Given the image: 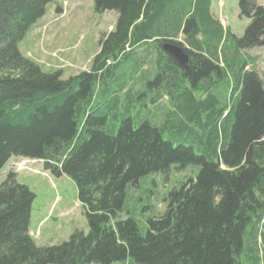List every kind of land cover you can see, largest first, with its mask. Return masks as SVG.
Masks as SVG:
<instances>
[{"label": "trees", "instance_id": "trees-1", "mask_svg": "<svg viewBox=\"0 0 264 264\" xmlns=\"http://www.w3.org/2000/svg\"><path fill=\"white\" fill-rule=\"evenodd\" d=\"M55 1L0 0V173L21 158L71 179L89 232L38 246L30 234L35 195L10 173L0 186V264H241L246 229L254 217L264 221L255 197L264 191V83L246 72L241 50L258 43L264 10L239 1L242 15L255 10V22L242 39L226 30L236 44L226 53L213 0H94L98 15L116 12L118 20L89 72L64 79L19 49ZM168 43L189 55L186 71L164 51ZM232 78L230 105L218 108L216 91ZM166 101L175 106L167 115L188 116V133L205 148L200 155L165 141L163 119L135 127L136 103L148 114ZM173 166L200 171L166 196L163 215L142 235L131 215L122 218L127 191Z\"/></svg>", "mask_w": 264, "mask_h": 264}, {"label": "rangeland", "instance_id": "rangeland-1", "mask_svg": "<svg viewBox=\"0 0 264 264\" xmlns=\"http://www.w3.org/2000/svg\"><path fill=\"white\" fill-rule=\"evenodd\" d=\"M239 1L213 0L212 2L211 14L224 31L226 53L229 50L233 52L236 46L235 42L227 37L226 30L242 39L255 22V10L250 17L242 15ZM253 4L257 9L264 10V0H255ZM58 8L60 12L57 11ZM117 20L116 12L98 15L95 12L94 0H56L47 8L46 16L39 25L36 24L35 28L30 30L26 39L19 45V49L43 71H61L64 79H67L70 76L89 72L93 58L99 53L100 40L113 31ZM257 31L262 32L256 36L258 43L241 50V56L247 63L246 72H255L264 83V19L255 26L254 32ZM177 42L183 44L186 49L190 48L183 36H180ZM156 58L155 55V62ZM134 59V54L129 57V69L134 67ZM235 69L237 70L236 67ZM233 78L232 81L229 79V82L223 81L217 89L218 108L226 105L229 107L232 99L229 86L233 89L235 83ZM150 94V97H153L155 93L153 91ZM195 96L199 101L206 98L202 91L195 92ZM149 108L151 112L146 114L138 103L134 105L130 116L135 118V127H139L144 121L160 118L163 119L165 141L175 147H191L197 155L205 150L197 138L188 133L185 126H189V118L186 114L177 112V115H167L175 111L173 103L163 102L159 112L152 105H149ZM206 115L207 113H204L201 116L203 120H206ZM191 125L198 127L196 122H192ZM199 171L198 166H189L184 170H178L173 166L166 174H153L141 180L137 186H130L123 220L128 217L126 214L128 213L137 221L142 235H146L148 221L163 215L166 209V196L174 188L196 176ZM10 173L16 175L17 183L28 187L35 195L31 235L38 246L61 245L68 242L76 231L88 234L89 226L85 209L78 201L77 187L71 179L54 177L44 170V162L13 158L0 173V186ZM256 196L261 198L259 193H256ZM255 236L259 240V248L252 246ZM241 264H264V221L259 223L256 217L252 219L245 232Z\"/></svg>", "mask_w": 264, "mask_h": 264}, {"label": "water", "instance_id": "water-1", "mask_svg": "<svg viewBox=\"0 0 264 264\" xmlns=\"http://www.w3.org/2000/svg\"><path fill=\"white\" fill-rule=\"evenodd\" d=\"M163 48L169 56L174 58L182 70H187L189 64V55L181 46L177 45L176 43H168L165 44Z\"/></svg>", "mask_w": 264, "mask_h": 264}, {"label": "flooded vegetation", "instance_id": "flooded-vegetation-1", "mask_svg": "<svg viewBox=\"0 0 264 264\" xmlns=\"http://www.w3.org/2000/svg\"><path fill=\"white\" fill-rule=\"evenodd\" d=\"M260 196H261V198H262V201H260V199H261L260 197H259V198H257V196H255V197H256V200H257L256 202H258V201H259V202H260V203H259V205H262V204L264 203V191H261V192H260ZM250 207H252V208H253V207H254V205H253V206H252V205H250ZM255 207H256V206H255ZM260 207H261V206H260ZM256 208H257V207H256Z\"/></svg>", "mask_w": 264, "mask_h": 264}, {"label": "crops", "instance_id": "crops-1", "mask_svg": "<svg viewBox=\"0 0 264 264\" xmlns=\"http://www.w3.org/2000/svg\"><path fill=\"white\" fill-rule=\"evenodd\" d=\"M44 18H45V17H44ZM44 18H43V19H44ZM43 19H42V20H43ZM42 20H40V21L37 23V26L39 25V23H40ZM34 28H35V27H34ZM34 28H33V29H34Z\"/></svg>", "mask_w": 264, "mask_h": 264}]
</instances>
